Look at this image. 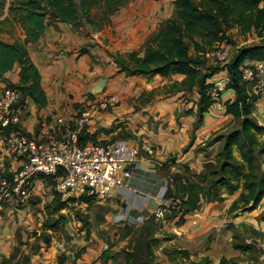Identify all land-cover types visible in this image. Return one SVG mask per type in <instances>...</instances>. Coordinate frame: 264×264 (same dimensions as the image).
<instances>
[{"label":"crops","instance_id":"1","mask_svg":"<svg viewBox=\"0 0 264 264\" xmlns=\"http://www.w3.org/2000/svg\"><path fill=\"white\" fill-rule=\"evenodd\" d=\"M175 13V0H131L105 20L102 27L88 24L76 27L48 19L40 38L26 45L40 75L46 103L40 106L31 98H26L23 117L25 132L38 135L54 115L71 114L87 107L92 98L118 94L120 104L94 118L90 136L98 143L129 139L139 147L142 157L140 164L126 182L130 192L128 196L116 199L124 200L129 208L131 206L132 213H140L146 218L152 216L158 205L165 181H169L167 197L182 199L184 193L181 184L190 183L193 174L202 173L206 163L215 159L219 144L209 143H213L217 133L236 123L233 115L227 114L225 109V102L233 101L236 97L232 89H225L220 100L210 106L200 122L197 89L189 92L173 88L175 83L185 79L184 75L145 77L119 72L116 55L137 52L143 56L148 38ZM6 16L7 9L0 15V40L6 44H24V29L11 17L5 20ZM4 24L21 30L23 35L19 39L8 40L6 33L9 31L3 29ZM260 41L261 38L255 33L252 36L248 33L237 41V46L223 44L221 47L232 58L238 47L259 44ZM220 67L208 83L229 80L227 70ZM21 68V64L16 62L0 80V89L19 84ZM253 117L264 126V98L255 104ZM148 149H151L150 153ZM22 164V159L14 160L7 156L0 141V172L12 174ZM44 184L49 188L46 179L37 180L39 188ZM239 193H224V201L221 202H204L198 211L186 217L187 220L189 217L197 219H192L191 223L188 220L185 225H198L194 230L199 234L197 237L214 239L210 247L220 257L227 258L240 255L234 251L232 231H235L234 228L242 230L246 226L250 230L247 237L244 234L246 241L263 248L264 260V220L260 216L264 213V199L253 211L239 210L230 214L229 209ZM116 199L111 201L110 206L119 208L121 205ZM27 214L12 204L0 212V264L16 249L26 245V238L19 236L23 231L18 230L24 222H32L31 218L26 219ZM230 224L232 230H229ZM89 231L70 235L73 251L66 248L64 240L54 241L50 248L40 245L30 254V264H57L58 257L61 263L69 264L76 259L75 253L77 255L79 249V256L83 255L82 263L92 260L97 264L102 262L104 252L101 249L106 245L94 233L89 235ZM102 234L104 239L105 234ZM95 241L101 244L100 249L95 246ZM109 262L112 263V258Z\"/></svg>","mask_w":264,"mask_h":264},{"label":"trees","instance_id":"2","mask_svg":"<svg viewBox=\"0 0 264 264\" xmlns=\"http://www.w3.org/2000/svg\"><path fill=\"white\" fill-rule=\"evenodd\" d=\"M129 1L131 0H0V15L7 9L8 16L5 20L11 17L26 34L24 44H6L0 40V80L19 62L22 66L20 83L9 86L22 93V104L29 97L35 104L43 106L46 98L40 85V75L31 61L26 45L40 38L48 19L76 27L85 24L102 27L105 20ZM175 6L174 17L165 21L148 38L143 56L137 52H127L125 55L117 54L115 59L119 72L128 76L184 75L185 79L175 83L173 88L189 92L197 89L200 96V122L216 102L209 93L212 83H208V80L221 68L208 67L207 54L216 50L218 45L237 46L236 39L230 34L235 28L241 35L255 33L262 40L259 44L238 47L230 62L223 67L229 77L226 89H232L236 93L233 101L225 102V109L227 114L233 115L237 126L222 133L220 137L216 134L213 143H209L222 144L215 159L206 163L202 173L193 174L190 183L181 184L183 204L181 214L175 222L180 227L185 224L186 217L198 211L204 202L224 201V193L233 195L240 192L229 209L230 214L239 210L253 211L264 199V126L253 117L254 106L261 98L250 92L249 85L241 75L242 65L246 61H264V0H175ZM99 11L102 17L96 19ZM81 142L98 143L89 135H83ZM39 177L46 179L49 186L55 185L51 178L43 175ZM94 201L93 197H64L55 192L48 209L54 208L56 213L71 203L89 204ZM175 216L174 214L171 219L174 220ZM47 223L46 230L60 228L59 221L49 226ZM153 241L159 242L158 239ZM44 242L50 241L46 238ZM251 246L249 243L233 244L235 250L242 252H247ZM150 247L148 243L147 248ZM17 251L18 249L1 264H19L22 252ZM182 254L189 256L186 251ZM108 257L104 252V261L109 260ZM24 259L30 264V256ZM132 259L135 262L129 264H137V258L134 256ZM204 260L205 264H213L208 257ZM218 264H236V260L222 257Z\"/></svg>","mask_w":264,"mask_h":264},{"label":"built area","instance_id":"3","mask_svg":"<svg viewBox=\"0 0 264 264\" xmlns=\"http://www.w3.org/2000/svg\"><path fill=\"white\" fill-rule=\"evenodd\" d=\"M206 60L211 66L225 67L231 57L223 48L217 47L207 54ZM241 75L250 92L264 98V61H246ZM228 81L212 83L209 93L215 101L220 100ZM21 98V92L9 85L0 89V141L9 158L23 160L22 166L14 173L0 172V212L9 204L27 213L34 211L31 199L36 194L37 180L42 175L51 178L55 182V192L64 197L86 196L113 201L117 197L128 196L130 191L126 182L133 176L142 158L139 147L129 139L105 143L81 142L83 135H91V125L98 114L120 104L118 94L92 98L87 107L71 114L54 115L38 135H29L23 128L26 107ZM168 185L169 181H165L159 203L152 213L163 224L169 221L168 214L176 215L175 222L183 204L181 198L167 197ZM133 214L134 217L126 212L112 214V219H129L135 224L146 219L140 213Z\"/></svg>","mask_w":264,"mask_h":264},{"label":"rangeland","instance_id":"4","mask_svg":"<svg viewBox=\"0 0 264 264\" xmlns=\"http://www.w3.org/2000/svg\"><path fill=\"white\" fill-rule=\"evenodd\" d=\"M99 13L101 12L99 11L97 13L96 19L102 17V13ZM3 29L9 31V33H6L7 38H9L8 40L19 39L23 35L21 30L17 31L9 24H4ZM230 34L233 35L236 41H239L241 37L243 39V35L239 34L237 28L232 29ZM250 34L252 36V33ZM218 47L221 46L218 45ZM234 126H237V124L232 127ZM232 127H228L221 133H217V137H220L222 133L229 132ZM218 144L217 151L222 146L221 142H218ZM54 195V186H49L48 188L44 184L40 188L38 186L36 187V194L31 199L34 211L25 215L26 219L28 220L31 218L32 222L30 224L24 222L21 224L20 230H18V232L23 231V234L19 236L23 239L26 238V245L18 248L17 251L22 252V258H20L19 264H27L24 257L30 256L34 250L40 248V245H43L42 247L45 248H50L54 241L58 242L59 240H64L66 248L72 249L73 251L71 247L73 244L69 242L72 238L70 235L72 233L81 235L84 230H90L89 235L94 233L102 244L108 246L107 249L102 248L101 250L102 252L108 253V258H112V263H110L109 260H103L98 264L134 263L135 261L132 259L134 256L138 260L137 264H205L204 259L206 257L210 258L213 264H218L219 262V254L210 247L214 239H211V237L203 239L200 236L197 237L199 234L194 230H196L198 225H189L192 219H197V217H189V223L187 225H185V223L180 227L175 224L176 221L174 222L171 219L173 214H168L169 221H167L166 224L157 221L153 216L146 218L145 221L140 224L132 223L129 219H118L114 221L112 219V214L119 215L122 212H126L129 213L130 217L135 216L131 212L132 209H127L128 206L126 202L124 200H122V202L119 201V198L116 199V201L118 200L120 202V204L119 202L117 203L121 205L119 208L115 206L111 207V201L95 200L89 204L79 202L71 203V205L62 211L54 213V208L50 207V209H48V206L53 201ZM61 215L64 216V218H61ZM260 216L264 217V213ZM188 220L186 218V222ZM55 221H59L60 228L58 230H46L47 227L45 223L48 222L47 225L49 226V224ZM231 228L232 225L230 224L229 230ZM234 229L235 231H232V243L246 245L248 243L246 237L250 233V230H248L246 226L243 227L242 230H237V228ZM102 233L105 234L104 239ZM244 234L246 237H244ZM205 237H207V235ZM46 238H48L50 242L45 243L44 240ZM153 239H158L159 242L153 241ZM260 240L262 241L261 238ZM148 243L151 245L150 248H147ZM95 246L97 249H100L101 244L95 241ZM185 251L189 253V256L182 254ZM234 251L240 253V255L234 257L236 264H264V260H262L263 248L252 245L247 251L248 253L235 249ZM79 253L80 249L77 255L75 253L76 259L70 261L69 264H77L79 259H81L79 264H97L93 262V260L82 263L83 255L79 256ZM221 258L222 257H220V259ZM56 263L66 264V262L61 263L60 257L56 259Z\"/></svg>","mask_w":264,"mask_h":264}]
</instances>
